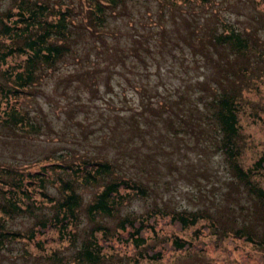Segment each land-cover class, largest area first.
Segmentation results:
<instances>
[{
    "label": "trees",
    "instance_id": "16d2710c",
    "mask_svg": "<svg viewBox=\"0 0 264 264\" xmlns=\"http://www.w3.org/2000/svg\"><path fill=\"white\" fill-rule=\"evenodd\" d=\"M12 1V6L0 10L1 125L25 132L35 126L19 105L18 97L38 81L39 65L50 67L72 50L70 44L79 30L94 37L96 53L106 59L101 71L106 76L113 67H138L146 63V55L156 46L161 52L166 47L172 57L181 56L177 67L180 71L177 72L185 80L182 88L176 95L169 96L145 83L133 82L139 92L138 108L128 105V112L114 110L110 122L112 138L116 132L126 134L113 142L130 145L131 152L139 147L133 143V135H140L144 127L152 129L156 126L161 140L166 141L170 138L169 133L175 135L189 126L204 153H217L231 182L243 186L264 214V187L256 182V176L264 174V152L246 167L238 160L242 150L238 111L243 105L245 86H249V66L252 64L249 58L258 56L264 60V49L257 47L263 38L255 28L244 26L243 30L239 29L217 11L214 6L217 0H158V19L150 21L154 25L137 28L133 33L127 31L126 42H119V30L107 27L106 18L108 9L124 4L125 0H80L81 13L76 11L75 0L56 3L49 0ZM194 4L206 10L195 8ZM164 5L168 10L167 17L160 21V16L165 13L161 8ZM166 20L174 24L168 27ZM154 27L157 39L151 31ZM106 32L112 35L111 39L103 35ZM152 35L155 36L150 42ZM23 54L22 61L8 62L9 57ZM83 54L88 55L87 51ZM199 60L203 71L193 76L190 67L199 68ZM100 70L98 60L94 59L90 67L81 71L82 80L90 85L96 81ZM87 76L91 78L87 79ZM106 84L109 85V80ZM123 95L125 92H122V100ZM122 125L125 130L120 129ZM157 143H160L159 148H164L161 141ZM162 159L165 165H170V160ZM38 164L36 169H23L17 164L0 168V251L13 240L32 242L41 249L45 247L43 244L55 239L54 236L76 246L68 257L58 251L62 244L41 255L27 249L20 251L25 257V252L32 254L35 257L33 264H129V261L135 264L142 258L159 260L165 245L157 246L155 239L166 219L181 227L206 219L211 232L242 239L254 237L242 228L224 227L213 216L197 209L152 206L139 213L120 212L122 206L145 196L148 190L142 179L118 170L114 159L95 155L63 162L55 155L45 157ZM80 186H94L96 190L85 200ZM19 214L31 215L32 222L24 229L9 228L7 218ZM80 217H85L89 225L78 244ZM108 218H113L114 224H108ZM166 240L173 249L192 244L191 239L179 235L167 236ZM121 250L124 253L130 251L132 255H119L117 252Z\"/></svg>",
    "mask_w": 264,
    "mask_h": 264
},
{
    "label": "rangeland",
    "instance_id": "374dc122",
    "mask_svg": "<svg viewBox=\"0 0 264 264\" xmlns=\"http://www.w3.org/2000/svg\"><path fill=\"white\" fill-rule=\"evenodd\" d=\"M49 1L56 3L63 0ZM79 1L75 0L78 6L76 11L81 13ZM12 2L0 0V10L12 6ZM158 4V0H125L124 4L108 9L106 26L118 29L119 42H126L127 31L133 33L137 28L146 29L154 25L150 21L158 19ZM214 6L239 29L243 30L244 26L255 28L259 37L263 38L257 47L264 49V0H217ZM165 7L161 6L165 13L160 16V21L167 17ZM193 7L206 10L196 4ZM164 22L168 27L174 24L170 20ZM154 29L155 27L151 30L152 34L155 33ZM169 33L172 34L171 31ZM103 35L110 39L112 37L107 32ZM155 35L157 39V33ZM155 35L149 37L150 42ZM174 38L180 41L177 37ZM93 39L87 31L79 30L70 44L71 51L50 67L39 65L38 81L28 88V92L18 97L19 105L35 122V126L25 132L23 129L16 130L0 124V168L11 164L23 169H36L40 160L55 155L63 162L95 155L114 159L118 170L142 179L148 190L145 196L134 198L122 206L120 212L139 213L152 206L197 209L213 216L224 227L242 228L254 236L252 239H242L231 234L211 232L206 219L185 227L166 219L161 223L163 228L155 239L157 246L165 245L162 258H142L135 264H264L263 212L257 209V204L243 186L231 182L217 153H204L202 144L193 136L189 126L175 135L169 133L170 138L166 141L161 140L156 126L152 129L144 127L140 135H133V143L139 147L131 152L130 145L113 142V139L126 134L116 132L112 138L110 122L114 110L128 112V105L138 108L136 102L139 92L132 83H145L153 90H162L163 95H176L185 81L177 72L180 71L177 67L181 56L172 57L171 51H167L166 47L161 52L156 50V46L151 54L146 55V63L131 69L127 66L113 67L106 76L104 71L101 72L106 59L96 53ZM84 51H87V56L83 54ZM23 58L24 54L12 56L8 58V62L22 61ZM94 59L98 60L101 73L95 82L87 85L82 80L81 71L90 67ZM249 59L252 62L249 66V86H245L243 105L238 111L242 144L238 160L245 167L264 152V60L258 56H250ZM199 62V68L190 67L193 76L203 71L202 61ZM90 78L87 76V79ZM235 79L240 82L238 77ZM106 80H109V85ZM122 92H125L123 100ZM120 129L125 130V125ZM158 141H161L164 148H159ZM162 158L170 160V165H165ZM256 182L264 187V174L256 176ZM79 190L87 200L96 187L80 186ZM80 215L83 216V211ZM32 220L31 215L19 214L7 218L6 222L9 228L24 229ZM114 221L113 218L106 220L110 225ZM88 225L87 219L80 217L77 225L78 244ZM166 235L191 239L192 244L186 248L173 249L168 246ZM54 238L43 244L45 247L41 249L32 242L8 241L0 251V264H33L35 257L27 252V256H23V249L41 255L61 244L58 251L67 257L71 256L76 245L66 244L56 236ZM122 250L117 253L132 255L130 251L125 254Z\"/></svg>",
    "mask_w": 264,
    "mask_h": 264
}]
</instances>
